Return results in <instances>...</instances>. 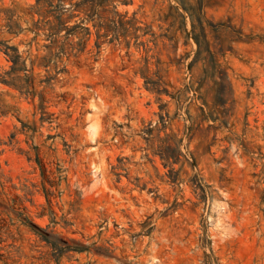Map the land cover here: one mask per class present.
<instances>
[{
	"label": "rangeland",
	"instance_id": "1",
	"mask_svg": "<svg viewBox=\"0 0 264 264\" xmlns=\"http://www.w3.org/2000/svg\"><path fill=\"white\" fill-rule=\"evenodd\" d=\"M61 4L0 0V264H264V0Z\"/></svg>",
	"mask_w": 264,
	"mask_h": 264
},
{
	"label": "trees",
	"instance_id": "2",
	"mask_svg": "<svg viewBox=\"0 0 264 264\" xmlns=\"http://www.w3.org/2000/svg\"><path fill=\"white\" fill-rule=\"evenodd\" d=\"M54 1L55 0H37V5L40 6V8H38V12L44 18H46L48 15H51L53 20H47V24L52 31L60 32L66 23L65 19L63 18L65 9L61 4L65 0H59L61 3L57 5H54ZM7 54L9 55V53ZM9 56L14 61V63L17 64L15 56Z\"/></svg>",
	"mask_w": 264,
	"mask_h": 264
}]
</instances>
